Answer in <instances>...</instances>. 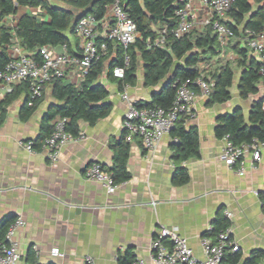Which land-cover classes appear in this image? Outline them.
<instances>
[{"label":"crops","instance_id":"crops-1","mask_svg":"<svg viewBox=\"0 0 264 264\" xmlns=\"http://www.w3.org/2000/svg\"><path fill=\"white\" fill-rule=\"evenodd\" d=\"M250 2L255 8L253 0ZM192 7L193 31L202 33L208 13L196 0L192 1ZM40 13L38 9L19 7L2 24L12 27L20 16ZM16 42L14 38L10 45ZM235 45L244 47L241 37H235L226 53L218 56L220 62L232 65L234 80L239 68ZM76 49L74 35L68 50L75 54ZM55 51L60 48L56 46ZM247 57L258 63L254 56L247 53ZM142 67L138 60L136 84L123 90L135 102L149 101L152 92L159 90V86L144 87ZM240 72L239 69L235 92ZM62 80L74 86L82 82L74 77ZM100 82L109 93L108 116L94 125L80 122L79 132L85 138L65 145L55 163L48 161L44 152H28L20 145L38 138L40 122L55 103L51 84L46 86L43 100L26 121L20 120L26 96L20 95L6 107V116L0 124V220L8 215L23 219L24 226L13 237L21 262L26 263L31 247L39 264H86L88 256L96 264H119L118 258L128 251L133 259L152 264L150 243L162 227L176 228L195 256L203 259L201 237L221 210L223 215L231 214L228 231L241 259L259 251L263 255L257 264H264V205L259 196L264 193V150L255 167L248 165L244 175L239 176L222 162L223 138L214 134L217 117L232 113L236 107L242 109L234 101L239 96L234 95V81L229 101L207 105L208 98L201 96L194 101L196 117L186 120L185 125L197 130L199 156L180 163L189 174V181L183 186L172 184L177 163L172 150L175 140L170 133L154 149H145L138 139L128 143L122 130L127 111V104L120 97L123 92L107 77ZM16 86L0 83V103ZM253 96H257L256 100L264 97L263 84L258 85V93ZM122 136L129 145L126 169L130 178L117 184L115 193L108 194L101 184L86 179L84 171L93 163L110 168L113 147ZM53 248L59 249L63 257L52 256Z\"/></svg>","mask_w":264,"mask_h":264},{"label":"trees","instance_id":"trees-1","mask_svg":"<svg viewBox=\"0 0 264 264\" xmlns=\"http://www.w3.org/2000/svg\"><path fill=\"white\" fill-rule=\"evenodd\" d=\"M112 2L113 0H69L68 3L79 11L77 15H73L71 11L51 5L47 0H0V70L9 61L7 46L11 44L12 39L15 38L34 59H38L37 51L40 47L59 45L69 47L70 38L74 36L73 23L78 15L85 13V16L91 15L96 20H101L107 6ZM120 4L134 21L137 37L127 51L118 43H109L107 55L92 65L79 86L65 84L62 79H54L49 83L51 98L55 103L51 104L44 114L40 122L39 136L32 141L35 152H41L42 141L50 133L51 121L56 116L68 119L66 130L74 136L79 133L80 122L94 125L98 120L108 116L111 109L109 93L100 79L107 77L108 81L115 82L119 91L123 92L125 86L133 87L136 84L138 60L143 66L144 87L159 86V90L152 92L149 101H136L137 108L157 106L167 109L174 100L177 86L187 79H195L202 66L205 67L203 71L211 84L207 105L223 104L231 99L233 67L229 62L222 63L218 60L219 45L211 28L206 26L202 33L191 31L180 38L170 34L177 25L175 11L183 7L184 1L121 0ZM253 4L255 8L250 0H235L226 15V24L234 30L235 36L241 37L242 40L247 30L258 33L264 26V0H253ZM19 7L38 9L41 13L24 14L12 27L2 24L3 19L14 16ZM163 28L167 30V35L164 43L157 45L160 30ZM234 49L238 55L237 67L241 71L237 92L240 99L245 100L256 95L258 85L262 84L258 74L259 64L247 57L245 47L239 48L235 45ZM125 52L130 56V62L126 67L123 64ZM115 68H124L122 78L113 75ZM22 94L26 96V103L20 112L21 121H26L43 100L42 97L34 106L28 107V84H19L0 103V124L6 116V107ZM214 134L219 139L228 135L234 144L247 143L253 139L264 143V97L251 103L247 117H244L239 107L230 114L217 117ZM170 135L175 140L172 150L177 163L172 184L183 186L188 183L189 174L180 163L199 156L197 130L195 127L187 128L182 117L176 122ZM128 154L129 145L124 143L122 136L113 147L111 167L103 168L116 185L130 178L126 169ZM259 196L264 205V193ZM15 219V216L8 215L0 220V247L7 244L5 234ZM229 227V220L220 210L213 219L210 229L204 232L203 236L214 239ZM227 241L229 247L225 250L224 261L231 264H257L263 255L259 251H253L248 258L242 260L239 250L231 252L229 233ZM133 261L130 251L118 258L119 264H131ZM26 264H39L31 247L26 256Z\"/></svg>","mask_w":264,"mask_h":264},{"label":"built area","instance_id":"built-area-1","mask_svg":"<svg viewBox=\"0 0 264 264\" xmlns=\"http://www.w3.org/2000/svg\"><path fill=\"white\" fill-rule=\"evenodd\" d=\"M184 1L183 7L175 11L176 27L170 31L175 38H180L194 30L192 1ZM207 11L208 17L205 26L211 28L219 45V55L226 53L232 40L236 37L234 30L226 24V15L235 0H196ZM121 0H113L107 6L104 17L96 20L87 15L81 18L74 27V35L77 39L75 54H71L67 45L56 47L43 46L37 51L38 59H34L18 42L8 45L9 61L0 70V83L6 86L28 84L27 106L32 107L43 97L46 86L54 79H66L74 77L83 81L92 65L107 55L108 44L118 43L125 51L137 37L136 25L121 6ZM167 35V30H160V38L157 45H162ZM243 45L249 56H254L259 64L258 74L264 85V26L258 33L247 30ZM130 56L124 53V66H128ZM202 66L195 79H187L177 86L174 100L167 109L161 107L137 108L135 101L129 99L123 92L121 99L127 104V111L122 121V130L125 140L130 143L138 139L145 149H154L165 135L169 134L180 118L192 120L196 117L193 110L194 101L198 96L208 98L211 93L210 79L204 73ZM124 68H115L113 75L122 78ZM128 86H125L127 88ZM192 87L195 89H192ZM67 118L56 116L51 121V131L44 138L41 152L51 163L58 160L61 149L68 143L82 141L84 133L79 132L74 136L66 130ZM221 160L227 168L243 176L246 167H255L260 161L264 143L253 139L247 143L234 144L228 135L223 137ZM32 141L20 142L28 152H35ZM84 175L86 179L102 185L108 194L115 193L117 185L110 174L100 164L89 165ZM227 219L231 218L229 212H225ZM24 226L22 218H17L8 228L5 234L6 245L0 247V264H26L21 262V255L16 242L13 240L18 228ZM228 233L226 230L219 233L214 239L203 236L200 245L203 259L195 256L194 251L188 245L176 228L162 227L150 243V258L152 264H231L224 261L225 250L229 247ZM232 245V244H231ZM238 248L232 245L231 252ZM54 257H63L59 249L50 251ZM86 264H96L91 257L85 258ZM131 264H146L144 260L137 258Z\"/></svg>","mask_w":264,"mask_h":264},{"label":"rangeland","instance_id":"rangeland-1","mask_svg":"<svg viewBox=\"0 0 264 264\" xmlns=\"http://www.w3.org/2000/svg\"><path fill=\"white\" fill-rule=\"evenodd\" d=\"M69 0H47V2L51 5H55L58 7H61L65 10H69L71 11V13L73 15H77V13L79 12L76 8L72 7L69 3ZM235 80H234V87H233V91L235 92V81L237 79V76L239 74V68L235 71ZM234 95H238L237 92H235ZM44 97V96H43ZM257 96H250L248 99L242 100L240 99V97L238 96V98L234 97V101H238L239 104L242 106V110H243V114L244 117H246L247 112L251 106V103L256 100Z\"/></svg>","mask_w":264,"mask_h":264},{"label":"water","instance_id":"water-1","mask_svg":"<svg viewBox=\"0 0 264 264\" xmlns=\"http://www.w3.org/2000/svg\"><path fill=\"white\" fill-rule=\"evenodd\" d=\"M85 15H86L85 13L82 14V15H78V16L75 18V21H74V23H73V26H75L76 23H77L82 17H84Z\"/></svg>","mask_w":264,"mask_h":264}]
</instances>
